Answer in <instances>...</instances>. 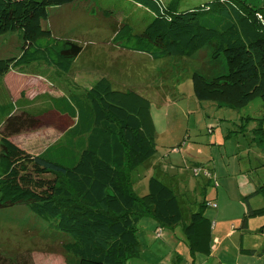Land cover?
Masks as SVG:
<instances>
[{
	"label": "trees",
	"instance_id": "obj_1",
	"mask_svg": "<svg viewBox=\"0 0 264 264\" xmlns=\"http://www.w3.org/2000/svg\"><path fill=\"white\" fill-rule=\"evenodd\" d=\"M80 1L0 0V37L17 31L22 36L19 54L0 57V208L25 204L66 233L61 248L67 264H127L138 255L143 217H153L162 226L181 224L193 236L208 204L205 201L185 220L178 193L160 178L152 175L143 195L134 188V173L156 152L150 98L133 87L117 88L102 75L82 94L61 90V95L50 97L47 108L73 122L44 150L34 153L12 139L43 121L41 113L14 100L5 78L11 71L29 74L28 67L41 64L59 74L71 71L84 46L57 35L46 23L51 8ZM133 1L150 10L152 19L137 31L132 16L125 14L116 26L114 43L154 58L191 57L209 46L211 57L224 56L227 68L220 74H193L199 99L235 106L255 96L264 99V4L211 0L180 10L178 0ZM110 10L104 8L103 15ZM263 210H247L241 227ZM243 250L264 255V248ZM0 264L36 262L32 250L13 255L0 250Z\"/></svg>",
	"mask_w": 264,
	"mask_h": 264
},
{
	"label": "rangeland",
	"instance_id": "obj_2",
	"mask_svg": "<svg viewBox=\"0 0 264 264\" xmlns=\"http://www.w3.org/2000/svg\"><path fill=\"white\" fill-rule=\"evenodd\" d=\"M209 1L178 0V7L187 10ZM248 1L256 6L264 4V0ZM108 7L112 12L106 17L103 12ZM50 13L46 25L58 34L77 40L84 50L69 73L55 71L41 78L42 72L31 75L35 68L30 66L28 76L16 71L6 76L14 100L41 113L43 121L38 128L16 134L12 138L16 143L39 153L58 140L73 120L47 108L50 97L61 95V90L82 94L106 75L113 86L133 87L151 100L157 132L156 152L134 173V188L138 193L148 192V179L155 175L176 190L185 220L192 211L202 209L205 201L218 206L219 195L223 214L228 218L242 215L243 219L250 208H264V99L255 96L235 106L201 100L195 95L193 74L196 71L207 75L223 73L227 68L224 56L213 59L209 46L191 57L163 58L122 48L113 38L125 14L132 16L130 21L137 31L152 19L151 11L133 0H82L53 7ZM21 44V31L1 36L0 57L19 54ZM52 77L56 80L52 81ZM261 187V191L253 193ZM248 218V243L263 247L264 210ZM234 221L240 229L242 220ZM156 223L150 217L139 222L140 256L132 257L131 264H158L162 255L172 253L183 225H176L175 230L164 226V235L157 237L160 227L154 230ZM63 236L66 233L54 229L25 204L0 208V250L7 255L32 250L36 264H67L61 248ZM190 260L183 258L185 263Z\"/></svg>",
	"mask_w": 264,
	"mask_h": 264
},
{
	"label": "crops",
	"instance_id": "obj_3",
	"mask_svg": "<svg viewBox=\"0 0 264 264\" xmlns=\"http://www.w3.org/2000/svg\"><path fill=\"white\" fill-rule=\"evenodd\" d=\"M60 7L63 6H57L56 8H60ZM53 31L55 32L54 29ZM56 34L61 36H66L60 33L59 34L56 33ZM79 57L76 59V61L79 59ZM42 65H45L46 68L42 67ZM49 67L50 66H47L46 64H41L40 68H35L34 71L42 72L44 70L47 72L48 71L47 69ZM49 70L50 71H48L47 74L48 73L54 74L56 71L53 67L49 68ZM25 75L28 76L30 74H25ZM31 75L37 76L34 74ZM40 77L43 78L45 76L40 75ZM117 88H123V87H117ZM253 193H256V191H254ZM217 198L221 203L222 198L220 197V195ZM245 199H247V197H245ZM220 203L218 204V206L211 205V208H207V209L205 208L208 204L205 206L204 208L205 211H203L205 218L198 224L197 231L193 236H188L184 228H182L181 230L182 235L176 237L178 241L177 243L175 242L174 244L175 246L173 245L174 247L172 253L170 255L169 254L162 255L159 258L158 264H264V255H261L259 253H248L243 250L244 248H246V249H256L257 251H259L264 248V246L255 247L252 245L253 243H248L246 238L247 237L246 233L249 231L248 230L249 221L246 227L240 226V229H238L237 227L238 225L235 223L234 220L240 219L241 221L242 215H237L235 217L228 218L223 214L222 204L220 205ZM189 216L190 215H188L187 218ZM150 218L154 219L157 222L155 224L154 230H156L159 227L160 228L162 227L161 234L156 233L157 237H161L162 235H164L163 233L164 226L159 225L158 221L155 218L153 217ZM230 220L232 223L230 222ZM175 226H169V227L175 230L174 228ZM173 233L175 234L174 231ZM169 238L170 236H168V239ZM180 242L183 243V246L179 245ZM136 256H140L139 248H138V255ZM183 258H189L191 259L190 261L192 262L185 263V261H183ZM131 263L132 262L129 260L127 264H131Z\"/></svg>",
	"mask_w": 264,
	"mask_h": 264
},
{
	"label": "built area",
	"instance_id": "obj_4",
	"mask_svg": "<svg viewBox=\"0 0 264 264\" xmlns=\"http://www.w3.org/2000/svg\"><path fill=\"white\" fill-rule=\"evenodd\" d=\"M208 204L213 205V206H217V203L212 202V201H208ZM157 233L161 234V228L157 230Z\"/></svg>",
	"mask_w": 264,
	"mask_h": 264
}]
</instances>
